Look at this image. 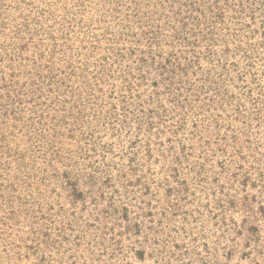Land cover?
<instances>
[{"label": "rangeland", "instance_id": "obj_1", "mask_svg": "<svg viewBox=\"0 0 264 264\" xmlns=\"http://www.w3.org/2000/svg\"><path fill=\"white\" fill-rule=\"evenodd\" d=\"M0 264H264V0H0Z\"/></svg>", "mask_w": 264, "mask_h": 264}]
</instances>
